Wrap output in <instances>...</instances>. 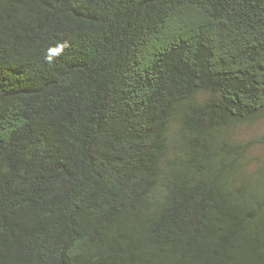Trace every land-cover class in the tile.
Segmentation results:
<instances>
[{"label":"trees","instance_id":"1","mask_svg":"<svg viewBox=\"0 0 264 264\" xmlns=\"http://www.w3.org/2000/svg\"><path fill=\"white\" fill-rule=\"evenodd\" d=\"M260 118L264 0H0V264H264Z\"/></svg>","mask_w":264,"mask_h":264},{"label":"rangeland","instance_id":"2","mask_svg":"<svg viewBox=\"0 0 264 264\" xmlns=\"http://www.w3.org/2000/svg\"><path fill=\"white\" fill-rule=\"evenodd\" d=\"M215 152L220 157L236 160L240 164L237 185L240 184L241 177L246 180L251 178L252 182L261 180L257 189L248 184L250 190H243L246 195L238 196L242 197L245 204L256 209L264 221V118L232 127L228 135L216 142Z\"/></svg>","mask_w":264,"mask_h":264},{"label":"clouds","instance_id":"3","mask_svg":"<svg viewBox=\"0 0 264 264\" xmlns=\"http://www.w3.org/2000/svg\"><path fill=\"white\" fill-rule=\"evenodd\" d=\"M62 47V46H61Z\"/></svg>","mask_w":264,"mask_h":264}]
</instances>
